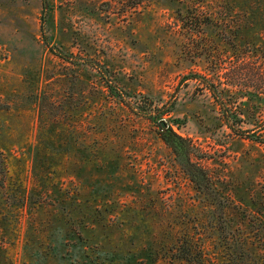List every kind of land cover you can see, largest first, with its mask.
Returning <instances> with one entry per match:
<instances>
[{
	"label": "rangeland",
	"instance_id": "1",
	"mask_svg": "<svg viewBox=\"0 0 264 264\" xmlns=\"http://www.w3.org/2000/svg\"><path fill=\"white\" fill-rule=\"evenodd\" d=\"M134 1L50 0L44 21L43 0H0V264H185L167 255L183 236L228 264L212 199L139 114L148 100L171 111L226 226L264 264L263 97L217 100L202 79L234 56L216 28L190 35L172 9Z\"/></svg>",
	"mask_w": 264,
	"mask_h": 264
},
{
	"label": "trees",
	"instance_id": "2",
	"mask_svg": "<svg viewBox=\"0 0 264 264\" xmlns=\"http://www.w3.org/2000/svg\"><path fill=\"white\" fill-rule=\"evenodd\" d=\"M125 1L129 6L130 0ZM165 1V2H164ZM118 3V2H117ZM131 8L144 7L147 4L162 3L172 9L182 28L190 35H201L215 27L217 34L225 41L233 52L234 59L229 62H220L218 67L223 75L217 82H208L206 77L202 80L207 89L217 99V93H235L242 95V99L259 98L264 100V0H136ZM45 20L48 21L52 10L50 0H43ZM254 33V39H248V34ZM50 45V42H47ZM65 61H71L70 56L57 54ZM92 65V64H90ZM102 73L101 68L92 66ZM226 77L224 82L222 79ZM108 89H112L107 83ZM125 101V100H123ZM222 109L227 108V103H220ZM3 106L0 105V109ZM139 114L154 120L161 128V137L172 150L177 162L187 173L197 190L212 199L215 206V217L220 225L219 239L226 246L228 264H263L258 257L250 251L243 241L237 240L226 226L225 210L227 201L216 191L207 171L195 160L199 156L193 144L185 137L177 133L169 123L163 126V116L171 111L163 112L155 107L153 101H145L136 105ZM160 111V112H159ZM230 111V110H227ZM229 113V112H227ZM240 122L233 117H226L225 124L231 130L240 126V132H244ZM6 180L5 156L0 150V187H4ZM172 261H180L185 264H207L206 249L193 242L186 236L178 239L167 253Z\"/></svg>",
	"mask_w": 264,
	"mask_h": 264
},
{
	"label": "water",
	"instance_id": "3",
	"mask_svg": "<svg viewBox=\"0 0 264 264\" xmlns=\"http://www.w3.org/2000/svg\"><path fill=\"white\" fill-rule=\"evenodd\" d=\"M163 126H164V127L166 126V122H165V121H163Z\"/></svg>",
	"mask_w": 264,
	"mask_h": 264
}]
</instances>
